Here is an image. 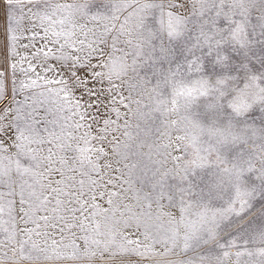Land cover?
Here are the masks:
<instances>
[{"label":"snow or ice","instance_id":"obj_1","mask_svg":"<svg viewBox=\"0 0 264 264\" xmlns=\"http://www.w3.org/2000/svg\"><path fill=\"white\" fill-rule=\"evenodd\" d=\"M0 6V264H264V0Z\"/></svg>","mask_w":264,"mask_h":264},{"label":"crops","instance_id":"obj_2","mask_svg":"<svg viewBox=\"0 0 264 264\" xmlns=\"http://www.w3.org/2000/svg\"><path fill=\"white\" fill-rule=\"evenodd\" d=\"M17 35H19V33H17ZM5 43H6V41H5L4 21H3V16H2V6H0V49H3ZM27 43H28L27 38H23V39H21L20 41L17 42L16 48H17V51L21 55H24L26 53V50L21 48L20 45L21 44H27ZM7 44L10 46L11 45V41H7ZM37 46H39V45H37ZM31 51H34V49H32ZM0 54H2V52H0ZM19 58H20L19 56H11V55H9V60L10 61L11 60H19Z\"/></svg>","mask_w":264,"mask_h":264},{"label":"rangeland","instance_id":"obj_3","mask_svg":"<svg viewBox=\"0 0 264 264\" xmlns=\"http://www.w3.org/2000/svg\"><path fill=\"white\" fill-rule=\"evenodd\" d=\"M145 151H147V149H145ZM129 196H131V193H129ZM127 202H133V201H127ZM107 206V205H105ZM146 264H149V262H146Z\"/></svg>","mask_w":264,"mask_h":264}]
</instances>
